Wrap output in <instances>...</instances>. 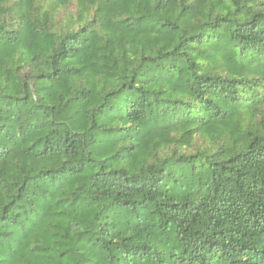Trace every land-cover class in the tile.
Instances as JSON below:
<instances>
[{
  "label": "trees",
  "instance_id": "obj_1",
  "mask_svg": "<svg viewBox=\"0 0 264 264\" xmlns=\"http://www.w3.org/2000/svg\"><path fill=\"white\" fill-rule=\"evenodd\" d=\"M0 264H264V0H0Z\"/></svg>",
  "mask_w": 264,
  "mask_h": 264
}]
</instances>
